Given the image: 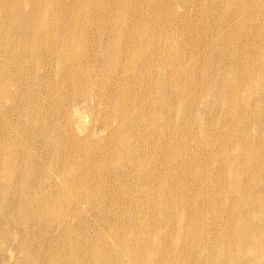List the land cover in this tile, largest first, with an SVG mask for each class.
<instances>
[{"label": "bare ground", "instance_id": "1", "mask_svg": "<svg viewBox=\"0 0 264 264\" xmlns=\"http://www.w3.org/2000/svg\"><path fill=\"white\" fill-rule=\"evenodd\" d=\"M18 1L0 0V264H264V0Z\"/></svg>", "mask_w": 264, "mask_h": 264}, {"label": "rangeland", "instance_id": "2", "mask_svg": "<svg viewBox=\"0 0 264 264\" xmlns=\"http://www.w3.org/2000/svg\"><path fill=\"white\" fill-rule=\"evenodd\" d=\"M17 2H19L21 5H20V7H21V9H24V5H23V2L22 1H18V0H16ZM199 2L201 1V0H198ZM203 2L204 1H207V0H202ZM201 1V3H203ZM206 2H204L203 4H205ZM186 6V5H185ZM180 8H182V9H180ZM179 9H180V11H184V8L181 6ZM190 9H192V10H190ZM194 9V10H193ZM197 9H198V7H197ZM186 11H189V12H187V13H189V18H191V19H193V17L195 18V16H196V18H195V20H201V17H202V19H203V15L201 14V16H200V13H198V11L195 9V8H186L185 9V12ZM195 11H197V12H195ZM196 13V14H195ZM194 16H193V15ZM200 19H199V18ZM194 20V19H193ZM60 21V20H59ZM58 21V22H59ZM197 21V29L201 26V28H200V30L202 31V33H203V30H202V28H205L204 27V25H202L203 23H200V22H203V20L202 21ZM61 23H63V21H60ZM60 22L59 23H57V24H60ZM201 24V25H200ZM199 25V26H198ZM29 28H33V25L32 24H30V22L29 21H27L26 23H23V24H21L19 27H18V29L19 30H21V31H23L24 32V30H27L28 32H29V34H28V36L27 37H25V41H29L31 38H32V29H29ZM199 29H198V31H200ZM210 37H211V35H209ZM208 36V40H210V41H216L217 40V36H212L211 38ZM210 38V39H209ZM215 40H214V39ZM11 41V42H10ZM9 42H7L6 43V45L7 44H9L10 46H11V49L8 51V53L10 54V56H14V57H17L19 54H18V51H16V49L15 48H13V44L15 43V41H12V40H10ZM215 43V42H214ZM221 43V41L218 39V41H216V44L218 45V44H220ZM218 48V47H217ZM185 51H187V52H189V48L187 49V50H185ZM214 52H212V54H218V53H220V49L218 48V51L216 50V49H214L213 50ZM202 51H200L199 53L200 54H198V53H196L197 55L196 56H198L199 57V59L200 58H204L205 57V53H201ZM187 54H189V53H186L185 55L186 56H183L182 57V59H186V60H182V61H184V63L183 64H185L186 62H187V64H185V65H187V66H189V63H190V66H193L194 64V67H195V70H194V75L195 76H199V74H201L202 75V73H200L201 71H202V69L205 67H210V66H208V65H203V67L202 66H200V65H202V64H204V61L206 60V61H208L207 63L210 65V63H214L215 62V60H214V58L212 59V57H205L202 61L203 62H201V59L199 60V62L198 63H196L195 62V60L194 59H192V58H190L191 56L190 55H188L187 56ZM203 55V57H202V55ZM200 55H201V57H200ZM186 57V58H185ZM197 57V58H198ZM188 58H190V59H188ZM210 58V59H209ZM188 59V60H187ZM208 59V60H207ZM189 61H191V62H189ZM192 61H194L195 63L193 64L192 63ZM212 61V62H211ZM189 62V63H188ZM191 63H192V65H191ZM241 63H245V62H241ZM197 64V65H196ZM200 64V65H199ZM224 64V63H223ZM211 65H213V64H211ZM226 65H228V64H226ZM225 65V68L227 67ZM199 66V67H198ZM260 66H261V64H260ZM200 67H202V69L200 68ZM5 65H4V63L3 62H0V79L1 80H4L5 81V79L7 78L6 77V75L4 74V72H5ZM196 70H197V72H196ZM196 72V73H195ZM197 74V75H196ZM200 75V76H201ZM224 78H222V80H223ZM225 80V79H224ZM224 80H223V82H224ZM30 81V80H29ZM226 83H227V81H226ZM4 86L6 87V89H7V91H9V81L8 80H6L5 81V83H4ZM10 87L11 88H13L14 86L13 85H10ZM199 89V90H198ZM197 92L195 93L197 96L194 98V94H193V97L192 98H194V99H192V98H190V99H188L189 97H187V102L189 101V102H192V103H188V105H189V108L190 109H194V110H191V113L193 114V116H195V115H198L197 116V120H198V118H200V116H199V114L200 115H202V116H206L205 117V119L203 118V117H201V118H203L202 120H206V118L208 119V120H206V121H210L211 120V116L210 115H208V114H214V113H216L217 115H220L219 113H220V111H219V108L218 109H216V103H214L216 100H213L212 98H210V95L209 96H205L206 98H203L204 100H205V103L203 104V102H204V100H202V99H200L199 97L200 96H198V94H201V92H200V87H198L197 89ZM24 91V90H23ZM41 91H42V95H44V94H46L47 95V92L44 90V89H41ZM18 98V97H17ZM207 99V100H206ZM18 100H19V98H18ZM22 100V103H23V106L26 104V101H25V99L24 98H22L21 99ZM201 100V101H200ZM210 100V101H209ZM213 100V101H212ZM198 102V103H196L197 104V106H195L196 104H195V102ZM65 101H63L62 103H64ZM199 102H201V104L200 105H198L199 104ZM208 102L209 103H213L212 105H210V106H212V107H210L209 105H208ZM187 104V103H186ZM185 104V105H186ZM207 106H206V105ZM22 106V107H23ZM63 106H65V105H62V107ZM199 106V107H198ZM201 106H204L206 109L207 108H209L210 107V110L211 111H206V110H204V112H203V108L204 107H202V109H201ZM22 107H20V108H22ZM195 107H197V109L195 110ZM20 108H18L17 109V111H15V112H17V113H14V114H12V115H10V119H11V121H12V123H13V125L12 126H10L9 128L10 129H18V130H22L23 128H24V126H25V119H23L20 115H21V111H22V109L21 110H19ZM204 108V109H205ZM14 109V108H13ZM213 109H215V110H213ZM200 110V111H199ZM217 110V111H216ZM197 111V112H196ZM204 113V114H201L202 112ZM214 111V112H213ZM193 112H196V114H194ZM199 112V113H198ZM208 112H210V113H208ZM207 113V114H206ZM1 115L3 116L4 115V113L3 112H1ZM210 116V118H208ZM254 118V116H250V123L249 124H251L250 126H248V128H252L251 126L254 124L253 123V120H251V119H253ZM200 120V119H199ZM198 120V121H199ZM73 121V120H72ZM70 121V122H68V124H67V122H66V124L65 125H67V126H69V127H71L72 128V130H73V132L75 133H77V136H80V137H78V138H81L82 137V140L81 139H79V140H75V144H77V142L79 143V144H81V145H83L84 143H85V138L86 137H83V136H85L86 135V133H85V131L86 130H84V128H85V126L86 125H89V122L87 121V118L85 117H83V115L81 114V116L79 117V118H77V122L76 121ZM196 122V121H195ZM200 122H201V120H200ZM74 123V124H73ZM198 123V122H197ZM77 124H79L80 126H77ZM253 126H255V125H253ZM97 129H99V127L97 126L96 127V130ZM249 129H247L246 131L248 132V134H250V132L248 131ZM254 130V129H253ZM255 131V132H254ZM254 131H251V133H253L254 135H255V133H256V130H254ZM234 136H236V134H234ZM252 136V135H251ZM255 138H256V140L258 139V134L256 135V136H254ZM42 140H40V139H38V141H37V143L36 144H33V146H32V148H34V149H32L30 152H31V154H29L28 155V158L31 160V162L30 163H32V166L34 167V166H38V165H43L44 163H45V161L46 160H48L49 158H50V156H51V153L49 154V150L47 151V149H46V145L45 144H42V142L43 143H46V140L44 141L43 140V138H41ZM39 142V143H38ZM39 145V146H38ZM43 147H42V146ZM87 146H88V144H86ZM105 145H107V144H105ZM41 146V147H40ZM43 148V149H42ZM38 150V151H37ZM46 150V151H45ZM42 151H45V152H42ZM34 152V153H33ZM38 152V153H37ZM39 152H40V154H39ZM39 155V157H38V155ZM44 154V155H43ZM48 154V155H47ZM37 155V156H36ZM42 155V156H41ZM91 155L92 156H94V155H96V153L95 152H92L91 153ZM36 158H35V157ZM44 157H46V158H44ZM32 158V159H31ZM40 160H39V159ZM48 158V159H47ZM37 161H40V163L39 162H37ZM43 163V164H42ZM91 165V164H90ZM90 165L88 166V168H90ZM39 166V169L41 168ZM44 168V170H47L48 171V167L46 168V167H43ZM46 168V169H45ZM34 169H36L37 170V167H34ZM55 183L57 184L56 185V187L58 188V190L59 191H64V190H66L67 189V183H62L61 181H59L58 179L55 181ZM124 183V182H123ZM128 185V184H127ZM112 186H115V185H112V183L110 182L109 184H107V188H112ZM126 186V185H125ZM134 186H136V185H134ZM47 189H49V187H46V188H44L43 190H47ZM55 201L58 203V204H60L59 203V201H60V199L58 198V197H56L55 198ZM60 202H62V200L60 201ZM112 204H114V202H111ZM67 205V203H65V206ZM89 218H91V220H96V221H98V222H102V220H103V217H101V215L100 214H91L90 215V217ZM98 222H96V223H98Z\"/></svg>", "mask_w": 264, "mask_h": 264}]
</instances>
